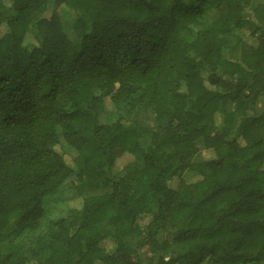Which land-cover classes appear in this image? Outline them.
<instances>
[{
	"label": "trees",
	"instance_id": "16d2710c",
	"mask_svg": "<svg viewBox=\"0 0 264 264\" xmlns=\"http://www.w3.org/2000/svg\"><path fill=\"white\" fill-rule=\"evenodd\" d=\"M0 264H264V3L0 0Z\"/></svg>",
	"mask_w": 264,
	"mask_h": 264
},
{
	"label": "rangeland",
	"instance_id": "374dc122",
	"mask_svg": "<svg viewBox=\"0 0 264 264\" xmlns=\"http://www.w3.org/2000/svg\"><path fill=\"white\" fill-rule=\"evenodd\" d=\"M259 2H263L264 0H255V3H259ZM66 19V17H65ZM103 112L100 115V122L103 124H109L114 120V110H113V106L112 103L110 101V99L108 97L103 98ZM63 150L67 155H75V152L73 149H71L69 146H67L66 144H63ZM204 154L205 158H208L209 155L206 154L205 152H202V155ZM136 166V164L134 165ZM194 175V173L192 171H186L183 174V178L184 179H189ZM193 178V177H192ZM75 179L71 178L68 181L65 182V184L61 187V189L50 196H47L43 199V209L44 212L47 216H54L55 214H57V210H58V206L59 203L64 200L65 198L71 197L75 194ZM109 188L108 187H102V188H97L96 190H89L87 191V193H92V192H97V193H103L108 191ZM17 217L16 214H14L12 216V220H14Z\"/></svg>",
	"mask_w": 264,
	"mask_h": 264
}]
</instances>
